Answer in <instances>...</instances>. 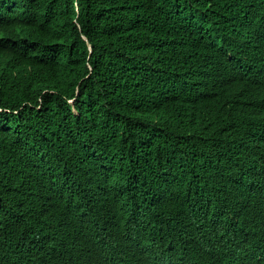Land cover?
Masks as SVG:
<instances>
[{"label": "trees", "instance_id": "1", "mask_svg": "<svg viewBox=\"0 0 264 264\" xmlns=\"http://www.w3.org/2000/svg\"><path fill=\"white\" fill-rule=\"evenodd\" d=\"M253 1L0 0V264H257Z\"/></svg>", "mask_w": 264, "mask_h": 264}, {"label": "clouds", "instance_id": "2", "mask_svg": "<svg viewBox=\"0 0 264 264\" xmlns=\"http://www.w3.org/2000/svg\"><path fill=\"white\" fill-rule=\"evenodd\" d=\"M239 5L245 6L248 9H260L262 7L261 2H254L253 0H239ZM15 27H19L20 31L16 32L14 29ZM14 28L11 29V31L7 28H0V40H8L7 37L5 36V33L3 32L6 31L9 35V38H11L14 41L19 40L16 38L12 32L20 34L22 38L28 39L31 41V43H38L37 41V35L39 33H35L36 28L29 27L26 25H20V26H15ZM35 36L32 37V36ZM244 39L242 40V43L244 46L247 47L249 46L253 52H257L260 50H264V42H258V45H253V41L255 42L259 41V37L256 36L255 38H252V36L248 33L245 32ZM214 81H208L206 75L202 72L198 78V82L196 86L194 87L193 91H188L187 95L182 99H186L187 97L200 93V90H205L207 89L210 93L211 97V92L214 90ZM260 98L261 102L264 103V91H261L260 93ZM180 100V101H182ZM179 102V101H178ZM177 102V104H178ZM176 104V105H177ZM235 134H239V136L236 137L237 143L241 145L238 146L240 150L242 151H248L252 148H258L260 150H264V123H259V124H248V123H242L240 126L237 127ZM244 177L247 181L246 185L248 188L249 193L251 194L248 196L245 200L244 206L248 211H251L254 216L255 220L258 223V225L262 228H264V176L256 174L254 172H246L244 173ZM213 211H209L208 215L210 216ZM219 260L221 261V258H218L217 256L212 257V261L214 260ZM257 264H264V251L261 252Z\"/></svg>", "mask_w": 264, "mask_h": 264}, {"label": "rangeland", "instance_id": "3", "mask_svg": "<svg viewBox=\"0 0 264 264\" xmlns=\"http://www.w3.org/2000/svg\"><path fill=\"white\" fill-rule=\"evenodd\" d=\"M16 32H19L20 31V28L19 27H15V29H14ZM32 37H34L35 38V36L33 35Z\"/></svg>", "mask_w": 264, "mask_h": 264}, {"label": "bare ground", "instance_id": "4", "mask_svg": "<svg viewBox=\"0 0 264 264\" xmlns=\"http://www.w3.org/2000/svg\"><path fill=\"white\" fill-rule=\"evenodd\" d=\"M255 93H256V94H259V97H260V93H259V92L256 91Z\"/></svg>", "mask_w": 264, "mask_h": 264}]
</instances>
